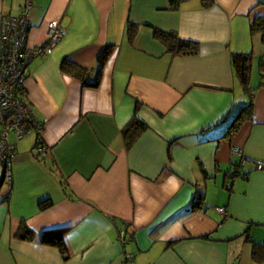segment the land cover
<instances>
[{
	"label": "crops",
	"instance_id": "obj_1",
	"mask_svg": "<svg viewBox=\"0 0 264 264\" xmlns=\"http://www.w3.org/2000/svg\"><path fill=\"white\" fill-rule=\"evenodd\" d=\"M29 1L26 46L42 43L50 20L63 35L27 63L18 89L45 151L33 132L8 135L0 264H123L125 253L132 264H264L251 260L245 240L264 243V45L248 30L264 17V0H183L170 9L167 0ZM23 3L0 0V17ZM152 28L197 48L171 55ZM245 53L252 105L226 134L248 102L232 65ZM63 59L82 78L61 69ZM133 113L147 129L126 149L119 131ZM21 223L31 240L14 236ZM57 229L63 253L39 241Z\"/></svg>",
	"mask_w": 264,
	"mask_h": 264
},
{
	"label": "built area",
	"instance_id": "obj_2",
	"mask_svg": "<svg viewBox=\"0 0 264 264\" xmlns=\"http://www.w3.org/2000/svg\"><path fill=\"white\" fill-rule=\"evenodd\" d=\"M30 7V1L24 0L18 15L0 17V165L6 180L10 176L14 151L8 135L12 134L18 140L33 132L36 141H40L42 125L35 120L29 104L18 91L26 65L35 57L48 55L63 35V30L57 21L51 20L45 25L42 43L33 47L26 46ZM36 149L38 154H43L45 151L42 144H38ZM233 152L239 154L237 149ZM253 164L256 170H261L263 167L259 161H254ZM229 175L232 176L233 172L231 171ZM216 210L220 215L224 214L222 207ZM119 241L122 242V234L119 236ZM123 264H132L130 254L123 255Z\"/></svg>",
	"mask_w": 264,
	"mask_h": 264
},
{
	"label": "trees",
	"instance_id": "obj_3",
	"mask_svg": "<svg viewBox=\"0 0 264 264\" xmlns=\"http://www.w3.org/2000/svg\"><path fill=\"white\" fill-rule=\"evenodd\" d=\"M183 0H167L168 7L173 8L179 2ZM211 4L210 0H201L202 6H209ZM136 29L135 24L131 22L126 23L125 33L128 40H132L134 31ZM249 36L253 37L255 35L259 36L260 43L264 45V17H255L251 20L249 24ZM152 37L155 41L159 42L171 55H189L194 53L197 48V43L191 40L179 38L174 32L172 31H162L157 28H152ZM100 63V61H99ZM232 65L235 71V75L238 78L242 89L248 94V102L244 104L239 112L236 114L235 118L228 126L226 130V134L236 130L240 122L242 121L241 114L244 112H248L249 108L252 105L251 102V94L249 92L247 83L249 77V66H250V53L245 54H234L232 57ZM261 67V65H259ZM60 68L69 71L71 74L76 76L77 78H82V74L84 70L79 68L76 65H73L69 61L63 59L60 63ZM100 68V66H99ZM97 69V74L94 80L88 84L91 86H95L98 81L99 70ZM137 108V104L135 105V110ZM147 129L146 124L140 120L135 113L131 116V118L126 122V124L120 129V136L123 141L124 147L127 149L131 146L134 140ZM38 144H41L40 141H36L35 138V145L36 148ZM233 175L235 176L238 172L232 171ZM198 198L195 199L190 205L189 211L195 209L198 206ZM45 206L42 204L41 207ZM62 229L57 230H49L43 231L38 234L40 243L57 247L61 253L64 252V246L62 242ZM14 236L20 240L29 241L33 236V232L23 223L19 224ZM245 240L250 243V258L255 263H262L264 262V243H257L252 241L248 236H245Z\"/></svg>",
	"mask_w": 264,
	"mask_h": 264
},
{
	"label": "rangeland",
	"instance_id": "obj_4",
	"mask_svg": "<svg viewBox=\"0 0 264 264\" xmlns=\"http://www.w3.org/2000/svg\"><path fill=\"white\" fill-rule=\"evenodd\" d=\"M23 5H24V3H23ZM16 15H18V13H17ZM16 15H14V16H16ZM50 21H51V20H50ZM44 35H45V30H44Z\"/></svg>",
	"mask_w": 264,
	"mask_h": 264
}]
</instances>
